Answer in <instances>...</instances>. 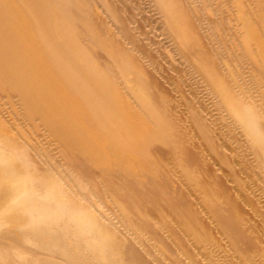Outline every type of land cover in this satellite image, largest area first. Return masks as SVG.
<instances>
[{
	"label": "rangeland",
	"instance_id": "1",
	"mask_svg": "<svg viewBox=\"0 0 264 264\" xmlns=\"http://www.w3.org/2000/svg\"><path fill=\"white\" fill-rule=\"evenodd\" d=\"M65 1L70 11L67 18L75 24L79 43L93 56V64L102 69L111 63L118 65L119 55L129 52L145 70L152 84L150 91L163 96L168 105L173 132L169 137L173 141L154 143L159 167L146 168L140 163L128 167L116 160L98 162L95 155L68 149L42 118L29 116L18 93L0 87V120L17 135L20 158L28 166L54 175L74 205L88 219L93 217L95 227L107 231L99 235L91 223L88 233L53 227L39 238L41 249L36 250L23 243L24 238L32 236L22 231L25 219L11 214L0 219V264H20L13 254L15 248L32 254L35 259L28 264H194L176 247L173 236L197 253L191 239L173 223L169 214L173 201L158 204L161 193L156 189L160 184L169 185L170 193L190 187L191 196L182 200V205L198 198L200 206L209 198V208L216 213L202 222L218 237L214 221L222 225L220 218L232 215V209L234 214H245L246 222L228 226L231 242L222 239L221 245L212 243L208 259L196 254V261L243 264L235 250L249 247L257 252L254 264H264L262 142L251 137L246 124L236 119L227 92L215 88L201 63L205 53L212 58L220 78L239 94L237 113L242 110L248 117L258 116L264 131V0H176L179 11L188 15L196 30L188 40L173 29L174 14L166 6L167 0ZM252 28L259 29L261 41L251 38ZM121 75L114 79L119 90L141 108L136 67ZM202 181L212 194L207 196ZM6 182L0 184V207L11 195ZM186 184L192 185L186 188ZM217 201L226 204L218 206ZM139 206L144 209L137 210ZM114 236L116 243L111 242Z\"/></svg>",
	"mask_w": 264,
	"mask_h": 264
},
{
	"label": "bare ground",
	"instance_id": "2",
	"mask_svg": "<svg viewBox=\"0 0 264 264\" xmlns=\"http://www.w3.org/2000/svg\"><path fill=\"white\" fill-rule=\"evenodd\" d=\"M18 1L20 3L15 4L9 0H0L1 89L18 93L26 105L29 116L42 118L51 127L50 130H53L54 135L58 136L68 149H78L93 156L95 155L98 162L116 160L126 164L128 167H135L139 163L146 168L159 167L157 165L159 159L156 157L158 150L153 149V145L157 141L167 144L173 141L169 137L173 133L170 132L172 118L169 116L165 98L150 91L149 87L152 84L149 82L145 70L136 64L137 60L134 56L129 52H125L123 55H119L121 58L118 65L111 63L102 69L98 64H93V62L95 63L93 56L79 43L74 28L75 24L67 18L70 11L67 9L65 0ZM166 6L174 14L172 26L177 34L185 40L193 37L196 31L195 27L190 22L188 15L183 11H179V1L167 0ZM250 36L252 39L261 41V33L257 28H252ZM261 51L264 54L263 47H261ZM201 63L205 66L206 73L215 88L219 91L227 92L225 95L232 109L238 115L236 119H239L241 124H246V130L251 137H255L262 142L259 144H261V149L264 151V131L258 124V116L248 117L245 111L243 112L241 109L237 113V109H239V97L237 96L239 94L236 95L230 89L232 85L227 80L223 81L220 78L216 72V65L208 54L202 55ZM135 67L138 75L136 91L141 98V108L130 102L114 81L121 73L125 74ZM139 109L144 110L145 114L140 113ZM12 131L5 122L0 120V137L11 139L6 147L0 144L1 185L3 182H9L12 179L11 173L19 170L21 164L27 165L18 154V137ZM5 153L7 156H5ZM6 158L10 162L8 167L4 163ZM187 166L190 167L189 165ZM160 168L163 169L162 167ZM52 177L55 180V176L52 175ZM158 177H161L160 174ZM148 180L150 181V179ZM203 189H205L207 196L212 194L209 187L205 186ZM191 190L188 187V190L183 188L181 192L173 190L176 193H170L169 185L160 184L156 191L161 193V197L156 199L158 204L169 202L170 199L173 201L169 205V214L174 220L173 223L177 224L179 230L182 231L187 239H191L193 248L197 250V253L193 252L181 239H177V236H173L174 234L170 232V236L175 239L179 253L194 264H203L196 261V254L208 259L209 246L212 243L221 245L222 239L231 242L230 238H232V235L228 226L232 228V225L241 223L246 218L244 217V212L234 214L232 209V215L228 216L227 214L226 216L224 214L222 217L220 216L222 225L213 220L219 228L217 230L219 237L216 236L218 233L214 234L202 222L203 218L213 216L216 213L215 210L209 208V198L205 199V203H203L204 200L202 199L203 204L200 206H198L199 204L197 205V203L201 202L198 198L188 199V203L182 205V200L190 198ZM116 194L118 193L116 192ZM217 195L220 196L219 194ZM223 195L225 194L223 193ZM245 200L243 199L242 201L244 202ZM146 203L149 202L147 201ZM222 203L225 202L223 201ZM219 204L218 206H220ZM231 206L232 204L227 205L228 208H231ZM195 207H197V210H195ZM223 208L225 207L223 206ZM136 209L141 211L144 208L139 206ZM125 211L128 212L129 209ZM222 212L224 213V210ZM16 216L17 214H12V217ZM89 221L94 228H97L94 226L93 217H90ZM138 225L140 224L138 223ZM161 225L167 228V224L163 225L162 222ZM97 231L99 235L104 232L107 233L101 226L97 228ZM89 235H93V233ZM117 241L116 236L111 239L112 243ZM235 251L243 264H254L257 255L256 251L249 247L236 249ZM205 264L211 263L208 260Z\"/></svg>",
	"mask_w": 264,
	"mask_h": 264
},
{
	"label": "clouds",
	"instance_id": "3",
	"mask_svg": "<svg viewBox=\"0 0 264 264\" xmlns=\"http://www.w3.org/2000/svg\"><path fill=\"white\" fill-rule=\"evenodd\" d=\"M10 140L0 137V144L6 147ZM4 163L6 167L10 164L7 158ZM11 176L12 179L8 182L11 195L0 207V219L13 213L25 219L22 231L32 234L31 237L24 238L23 243L26 246L40 250L39 238L50 232L53 227H71L78 231L88 229V217L74 205L50 172L21 164V168L13 171ZM13 254L20 264H28L35 259L30 252L20 248L13 249Z\"/></svg>",
	"mask_w": 264,
	"mask_h": 264
}]
</instances>
